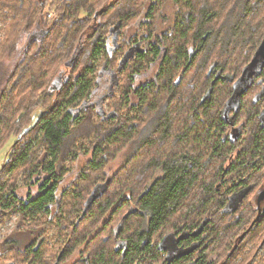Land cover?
<instances>
[{
  "label": "trees",
  "instance_id": "obj_1",
  "mask_svg": "<svg viewBox=\"0 0 264 264\" xmlns=\"http://www.w3.org/2000/svg\"><path fill=\"white\" fill-rule=\"evenodd\" d=\"M46 1L19 0L14 5L17 10L13 14L17 15V11L21 9L18 15L24 18L16 17L15 32L6 34L0 27V32L3 35L0 43L3 41L1 46L4 47L2 52L6 58H11L12 64L10 70L0 65V104L4 100L6 101L2 104L4 113L0 112V148L3 146L2 143L7 140L6 136V140L2 141L5 135L1 134V124L4 123L2 121H5L4 116H8L7 129L10 131L9 134L14 136L10 148L12 155L7 157L10 158V166L25 167V163L27 165L29 161L32 171H30L28 179L32 180L33 177L45 175L40 180L35 179L29 182L30 185L36 186L37 194L31 197V191L28 188L27 196L21 202L16 196L14 187H9V194L1 193L4 197H0V219L2 216L17 212L19 218L16 223V231L23 228L29 230L33 235L32 240L23 248L16 247V240L12 237L0 242L1 248L6 249L5 254H16L20 259H18L19 264H31L42 260V246L46 238V230L54 228L57 232L58 228L63 229L64 227V222L59 216L57 218V214L52 219L46 215L50 204L57 205L55 190L58 180L63 177L62 160L74 152L76 138L89 137L93 132L99 139L92 149L95 156L91 165L95 169L116 157L118 150L115 147L111 148L110 143L116 142L117 139H121V142L116 148L131 151L134 156L141 148L150 147L157 141H160L164 146L171 145L170 150L174 152L170 154L167 153L168 148L159 149V146H154L156 153L143 159L144 164H141L138 169L139 175H152L156 168L161 170V175L141 196L145 183L137 185L140 181L133 176V187H129L126 184L129 177L127 176L125 180L118 169L113 175L107 191L93 202L79 223L76 224V220L81 213L71 221L72 224L68 230V223L66 224L65 227L68 231H66V235L59 234V238L64 242H61L54 264H61L67 259L73 262L71 264H84L85 253L89 254L87 258L89 264H153L161 257L156 243L155 245L150 244L153 233L156 234L158 231L165 233L168 230L178 231L181 228L191 230L205 217L210 218V223L205 227L206 230L214 231L215 229L209 228V225H213L219 217H226V214L229 213L224 205L230 192L226 184L235 175L236 178L232 182L241 180L242 170L245 171L255 164L257 166L260 161H257L255 157L259 156L260 158L264 155V149L258 141L259 131L254 132L253 142L232 161H229V152L232 147L223 133V121L219 116L223 96L219 97L217 93L220 86L224 88L225 86L222 83L216 84L208 99H204L202 103L199 102V99L201 92L209 84L212 73L210 67L217 62L225 71L229 68L228 61L222 62L223 58L219 61L214 58L213 61L212 56L216 53L217 46L223 51V54L218 52V55H228L233 42L232 37L240 34L241 24L245 19L244 15L253 13V7L258 0H235L233 5L228 8L226 17H223V24L217 27L213 26L211 21L217 13L222 11L213 9L209 1V4L204 3L200 7L190 3L189 6L181 7L178 3L175 5L177 11L174 12L175 19L171 32L173 37L171 36L169 40L168 31H166L158 33L152 38L150 29L142 37V40L146 41L144 46H140L142 50H136L134 53H138L132 54L129 61L124 63H121V60L118 61L116 67L113 66L112 60L114 53L109 54L110 44L105 47L99 42L100 36H102L106 25L107 29L113 26L112 28L120 30L121 23L129 17L130 11L135 7L136 3L133 0H107L98 5L96 4L101 0L97 2L95 0H51V3L56 7L53 11L56 16L50 18L51 20L46 18L47 11L46 13L41 11ZM147 9L151 11L152 6H148ZM6 11L4 15L8 13ZM79 11L83 12V15L77 17ZM64 21L69 22L70 31L75 26L82 27V29L72 38L70 33L67 34V31L61 35V40L59 38L54 46L56 47L55 52L54 48L51 49L52 52L49 55H52V58L50 63L47 62L46 69L41 71L42 64L40 63L38 69L33 70L32 79L36 81L32 83V80L29 81V76H27L31 66L39 62V58H44L41 51L47 35L51 34L52 30ZM71 23L73 24L71 25ZM151 23L153 22L151 21ZM46 24L49 25L48 30ZM23 25L28 29L34 27L40 30L41 35L37 41L28 43L26 58L19 62L14 54ZM123 39L126 40V37ZM190 45L196 48V52L189 59ZM86 46L93 48L91 54H95V57L103 49L108 55L105 65H100L97 73L104 67L116 72H125L132 63L131 68L127 69L123 84L116 85L117 88L120 87V93L114 94L113 92L109 95L112 97V104L110 109L102 114V116L107 115L105 120L108 126L105 129H101L100 122L94 119L92 108L86 110L85 113L82 112L75 119H72L68 112L72 105H81L87 97L89 89L93 86L90 74H87V72H91L93 66L85 67L83 63L77 64V60L84 53ZM127 46L129 49L134 48V41L132 43L129 41ZM117 49L118 47L113 48L112 46L113 52ZM58 57L60 60L57 67L60 63L62 65L57 69L54 68L53 74H50L49 70L57 62ZM157 58L161 63L156 79L152 80L149 86L136 87L133 81L134 75L150 71L152 63ZM185 66L186 68L183 69ZM58 72H67V77L61 79L60 83L51 82ZM178 79L179 81H177ZM30 85L34 86L31 87V90L37 91L38 88H43L44 92L40 96H36L35 93V96L31 98L34 100L33 103L14 104V91L28 89ZM222 87L219 90H222ZM150 90L154 96L147 98ZM109 91L107 90V92ZM136 93L140 98L138 104L134 99ZM118 95H120L119 98ZM155 96L158 98L155 99ZM29 106L44 110L39 120L32 126L29 124L32 120L28 119L27 108ZM120 106L127 108V115L124 116L121 113ZM175 111L179 112L178 114L189 111L181 123L176 124V129H174V120L176 121L175 115L177 114ZM129 113H133L131 117ZM102 116L100 115V118ZM141 117H145L144 120L140 119L141 123H145L142 126L139 124L136 128L133 125V120ZM24 121L26 122L22 124ZM108 121H113V123ZM28 125L30 128H25ZM37 131V135L33 137L32 134ZM123 137L124 139H122ZM33 141H35V145L31 146ZM104 142L109 147L97 155ZM41 147L44 148L42 151L48 157H43L44 153L42 152L43 154L36 158L43 157V159L33 160L32 153ZM108 154L112 158L109 156L104 158V155ZM133 154L129 155L130 159ZM262 160L264 161V156ZM226 163H229V165L227 164L228 169L225 168ZM202 174L204 178H202ZM88 179L85 181L86 184L89 182ZM218 183L221 184L219 188H217ZM113 184L115 189L112 194H108V190ZM90 185L91 182L85 190L83 186L84 191L78 189L74 194L72 192L69 194L68 188L63 189L61 201L63 199L71 200L70 204L68 203L70 208V211L68 209V219H71L72 215L74 217L79 211L82 212L86 195L91 189ZM191 196L193 200L189 202ZM10 199L19 203L9 202ZM130 202L141 209V214L139 221L138 209L129 213L127 218L121 217V231L124 233V237L129 240L124 257L121 259L120 252L105 248L103 245L106 243L103 240H100V244H96L93 249V242L98 240V235L104 232L107 227L112 228L117 214ZM61 203L59 202L58 211L60 208L62 210ZM109 210H111L110 213ZM40 213L46 215L47 220L36 217ZM249 213L251 218L255 216L251 206ZM105 214H107V220L103 223ZM224 219L226 222L229 220L228 218ZM258 222L259 224L254 225L255 229L249 237L251 242H254L259 237V233L264 231V216ZM240 254L242 255V253ZM247 259L248 257L239 263L244 264Z\"/></svg>",
  "mask_w": 264,
  "mask_h": 264
},
{
  "label": "flooded vegetation",
  "instance_id": "obj_2",
  "mask_svg": "<svg viewBox=\"0 0 264 264\" xmlns=\"http://www.w3.org/2000/svg\"><path fill=\"white\" fill-rule=\"evenodd\" d=\"M208 1L210 0H172V4H174L175 6L179 3L181 7H186V5L189 6L190 3L200 7L204 5V3L209 4ZM150 2V4H158L156 0H150ZM215 10H217V8H215ZM41 11L43 12L42 8ZM53 15V12L52 14L49 13L46 16L47 20L50 19L49 16H51L52 19ZM22 18L24 17L22 16ZM48 26L49 25L46 24L47 30L49 29ZM112 27L108 29L107 33H105L104 36L102 35L103 40H105L106 46L110 44L111 51L109 54L113 53V37L118 31L116 28ZM105 29H107V25L105 26ZM172 29L173 22L169 24L167 29L168 39H171ZM250 29L254 30L249 35V38H253V41L245 57H243L242 59H237V57L233 55L232 59L234 62L230 64L228 70L226 71L217 62L210 67L212 73L211 78L209 79L208 87L210 86L211 81L215 78L216 75H218V78L214 82V85L222 83L225 86V93L223 96L222 106L219 109V116L223 121V133L224 135H226L227 140L232 147L231 152H229V161H232L234 157H237L239 153H242V151L253 142L254 132L259 131L260 136L258 138V141L261 147L264 149V25L261 27V24H258L254 29ZM20 32L21 37L20 40L17 41L14 57L19 62H22L26 58L28 43L37 41L41 34L40 30L35 29L34 27L28 29L25 25L21 26ZM135 38L136 34L132 36L134 45L142 42L141 39L137 40ZM139 46H141L140 43ZM128 49L129 48H127L126 52L128 51ZM195 52L196 48H193L190 45L188 49L189 59ZM137 53L138 52L134 54ZM8 59L11 62V58ZM160 63V59L157 58L154 60V63H152L150 71L136 73L133 80L136 87L140 85H151V81H154L156 79V74L159 70ZM153 69H155V73L151 77L150 75L152 74L151 71ZM88 73L91 74V72ZM121 73L122 71L116 72L111 69H106L105 67L101 68V71L98 73L96 80L94 79L91 81L93 86H91V88L89 89L88 95L82 101L81 105L75 104L68 109L71 118L75 119L79 117L82 112L85 113V111L90 110V108L94 110V116L96 114L102 116L104 109L102 108L101 97L103 93L107 92V90L105 89H107L108 85L110 86L118 84L116 75H119ZM224 74H228V77H230L229 80L222 78ZM65 77H67V72H58V74L54 76L51 82L54 81L55 83H60L61 79H65ZM177 81H179V79ZM208 87L203 92H201L199 99L200 103L203 102L201 100ZM108 96L107 99H109L110 97ZM134 96L136 97V103L138 104V100L140 99L139 95L136 93L134 94ZM209 97L210 95L206 99H208ZM106 105L108 106V100ZM43 111L44 110L42 109L41 114L43 113ZM41 114L37 116L35 122L39 120ZM106 117L107 115L102 116L101 120L105 119ZM144 123L145 122L141 123L140 118H136L135 120H133V125L136 126V128H138L139 124L142 126ZM122 139H124V137ZM237 147L238 151L235 152L234 149H236ZM170 149L171 146L170 148L168 147L167 153L171 154L174 151ZM123 151H120L119 154L124 153ZM131 154L133 153L129 152V155ZM129 155H126V160H124V162L121 164V167H119V173L121 171H124L123 173L128 172V169H134L135 166L139 169L140 165L144 164V161L138 162V153L136 154V156H134L133 154L131 159ZM263 156L264 155L260 156V158L259 156L255 157L257 161H260L259 163H257V166H255V164L253 165V167H248L247 170L241 171V175H243L241 180L238 179L234 182L230 180L231 182L229 181L226 184L228 185L227 187H229L228 189L230 192L227 195L228 199L226 200L227 202L224 203V205L229 213L226 214V217H219L217 222L213 225H209V228L213 227V230L215 229L214 231L211 232L209 230H206L205 228L210 223V218L208 217V222L196 235H193L194 230L201 221L191 230L183 228L178 231L168 230L162 235L157 234V238L153 233L151 235L150 244L155 245L156 243V248L161 252V257H159L157 262H153V264H242V262H239L246 257H248V259L244 262V264H262V260L264 261V231L262 233V237L258 242H251L249 240V237L252 235L255 229L254 225H256V223L259 224L258 221L264 216V162H262ZM107 157L108 155H104V158ZM130 160L132 161L129 162ZM107 164L108 163H105V168H103L105 179L96 183H103L107 178H110V183L112 182L113 175L116 174V171L109 174V172L107 171L108 168L106 167ZM228 165L225 168L228 169ZM157 170L160 169L156 168L152 172V175ZM66 172L67 170L65 168H62L63 177L58 180V183L56 185L55 195L57 197V205L50 204L48 206L49 209L47 210L46 215H48V217L51 219L53 218V216H55V214H57L59 202H61V197L63 194V189L70 187V182H68L66 186L62 188V190H59L60 184H62L66 180V177H64V174H66ZM69 174L70 172H67V175ZM155 180L156 178H153L152 180L150 179V182H144L145 187L142 190L140 196L147 192V190ZM219 183L217 184V188H219V186L221 185ZM250 206L255 213V216H252V218L249 215ZM137 211L139 221L141 209H138ZM125 214H123V218L128 217L129 211L125 212ZM245 216L247 217L243 219L242 217ZM224 218H228L229 220L226 222V219ZM121 228L122 222L120 221L114 228H112L109 233L102 236V240L105 243H109V245H112L115 252H120L122 259L125 255V250H127L129 240L124 237L125 235L124 233H122ZM221 228L222 230H220ZM1 249L2 248L0 246V253L5 254L6 249ZM240 253H242V255ZM88 255L89 254L85 253V255L83 256L84 264H89V261L87 260ZM4 264L10 263L5 262Z\"/></svg>",
  "mask_w": 264,
  "mask_h": 264
},
{
  "label": "rangeland",
  "instance_id": "obj_3",
  "mask_svg": "<svg viewBox=\"0 0 264 264\" xmlns=\"http://www.w3.org/2000/svg\"><path fill=\"white\" fill-rule=\"evenodd\" d=\"M18 1L19 0H5V1L0 0V27L3 29L4 33H6V34H13L15 32L14 27L17 26L16 25V22H17L16 17L17 16L21 17L20 15H18L20 13L21 9L17 11V15H16V13L13 14V12H16V10H17L14 8V5L16 3H18ZM28 1L30 2L31 0H28ZM95 1L97 2L98 0H95ZM105 1H107V0H101L96 5H98L100 3L102 4ZM156 1L158 2V4L154 5V4H150L151 3L150 0H133V2L136 3V4H134V6H135L134 9L132 11H130L129 17L121 23L120 30H118L117 33H115V35L113 37V40H114L113 43L115 42V44H112V46H113V48L118 47V49L113 52L114 56H113L112 60H113V66L114 67L117 66L118 61H120L122 59V56L125 54V52L128 48L127 44L129 45V41L132 43V41H133L132 36L133 35L136 34L135 39H137V40L141 39L142 40V37L144 35H146L145 33H148V31L151 29L152 31L150 30V35L152 38H154V36H156L158 33L160 34V33L166 32L169 24L172 22L174 23L173 19H174V12L176 11V7L174 6V4H172V0H156ZM234 1L235 0H210L209 1L210 5L212 6L213 9L217 8L218 11L219 10L222 11L221 13H217V15L212 19L211 24H213V26L217 27L218 25L223 24L224 18L226 17L225 15L228 12L227 10L230 6L233 5ZM258 1L255 3V6L253 7V13L252 14H248L247 16L242 14V15H244L245 19L243 20V22L241 24V32H240V34H237L236 36L232 37L233 42L230 45V50L228 51V55H222V56L218 55V52L223 54V51H221L219 46H217L216 53L212 56L213 61H214V58H215V60H218V61L223 58L222 62L228 61V66H230V64L232 62H234L232 59L233 55L235 57H237V59H242L243 57H245V55L248 53V50H249L251 43L253 41V38H251V37L249 38V35L254 30H251L250 28L254 29L255 26H257L258 24H261V27L264 25V0H258ZM51 2H52L51 0H47L45 2L44 6L42 7V10L44 13H46V11H48L49 13L52 14V12L55 10L56 7ZM217 2H218V4H217ZM148 6H152L151 11H150V9H147ZM5 10H7L6 12H8V13H6V15H4ZM81 15H83V12L79 11L76 16L79 17ZM55 16H56V14L53 15L52 18H54ZM49 18H51V16H49ZM135 21H136V23H135ZM151 21L153 23H151ZM72 24L73 23H71V25ZM154 24H156V25H154ZM18 28H19V26H18ZM74 29H75V31H74ZM81 29H82V27L77 28L75 26L70 31L69 22H67V21L61 22L59 26L55 27L52 30L51 34L47 35V37L43 43V49L41 51V54H43L44 58H39V60H38L39 62H37L36 64H33L31 66L29 72H28L27 76H29V81L32 80V83H34L36 81V80L32 79V76L34 75L33 70L38 69V65L40 63L42 64L41 71H44L46 69L47 64L50 63V59L52 58L51 57L52 55H49L52 52L51 49L54 48L53 51L55 52L56 47H54V46L56 44V41L59 38L61 40V38H62L61 35L65 31H67V34L70 33L71 38H72V37L76 36L78 34V32L81 31ZM107 31H108V29H104V32L102 35L104 36V34L107 33ZM103 36H100L99 42L104 44L106 47V43H105V40H103ZM2 37H3V35L0 32V41H1ZM124 37H126V40L123 39ZM1 43H0V65H2L5 68H9L8 70H10L12 68V64H11L10 60L5 57L6 55L2 52V49L4 47L1 46ZM144 43H146V41L142 40V42H140V45L144 46ZM84 49H85L84 53L81 54V56L78 58L77 64L83 63L85 67L92 65L93 67L91 70L90 77L92 80H94V79L96 80V78L98 76L97 69L100 67V65H105V62H106L105 60L107 59L108 55L106 54V51L103 49L95 57V54H91V52H93V48L86 46ZM59 60H60V58L58 57L57 62L55 64H53L52 68H50V70H49L50 74H53L52 71L54 68L57 69L60 65H62V63H60V65L57 67V65L59 64ZM73 66H75V65H73ZM131 66H132V63H130V65L127 69L131 68ZM77 68H79V67H77ZM127 69L125 72H122L121 74L116 75V79L118 80V83L123 84V81H124L125 76L127 74ZM151 72H152V74L150 76L152 77L155 73V69H153ZM87 74H89V73L87 72ZM31 87H34V86L30 85V86H28V89H24L21 91H19V90L14 91V93H13L14 94V98H13L14 104L19 105L20 102L33 103L34 100H32L31 98L33 96H35L34 94L36 93V96H40V94H42V92H44L43 88H38L37 91H33V90H31ZM220 87H222V86H220ZM220 87L218 88V92H217L219 94V97L224 96V93H225V88L222 87V90H219ZM119 88H117L116 85H110V86L108 85L107 89H105V90H110V91L103 93V95L101 97L102 98V108L104 109V111H108L110 109V105L112 104V100H111L112 97H109V99H107V96L113 94V92H114V94H119L120 93ZM143 94H145V93H143ZM152 96H154V95L152 94V92L150 90L146 97L149 98ZM114 97H116V96L114 95ZM119 97H120V95H118V98ZM157 98H158V96H155V99H157ZM134 99L137 100L136 97H134ZM107 100L109 102L108 106L106 105ZM139 101H140V99L138 100V102ZM5 102L6 101L4 100V102H1V104H0V110H1L0 112H2V113H4V110L2 108V104H4ZM27 110H28V119L30 118V120H32L31 122H29V124L32 126L35 123L37 116L41 114L42 109L39 107L33 108V106H29L27 108ZM120 111H121V113H123L124 116L128 114V110L125 106H120ZM175 112H177V111H175ZM187 112H189V111H184L183 113H180V114H178L179 112H177V114L175 115L176 121L174 120V129H176L175 128L176 124L181 123V120L183 119V117L185 115H187ZM132 114L133 113H129V116L131 117ZM4 118H5V121H2L4 123L1 124L2 125L1 134L5 135L4 138L2 139V141L6 140V139L7 140L4 143H2L3 146L0 148V188H2L0 190V197H4L1 194L2 192H4L5 194H9V191H10L9 187L10 188L14 187L13 189L15 190L16 196H17L18 200L21 202L22 199L24 200L26 198L28 188H30L31 197L35 196L37 194L36 186L30 185L29 182H32L35 179L40 180L41 177H45V175H39V177H33L32 180L28 179L29 175H30V171H32V169L30 167L32 165H31V163H29V161H28L27 165L25 163V167L15 168L14 165L10 166V158H7V157H9L10 154L12 155V151L10 150V148H11V143H12V139L14 138V136H12L13 134H9L10 131L7 129L6 123L9 122V117L4 116ZM94 119L96 121L100 122L101 129H105L108 126L105 119L101 120L100 115L96 114L94 116ZM140 119L144 120L145 117L144 118L141 117ZM26 121L22 122V124H24ZM108 122L113 123V121H108ZM114 122H116V121H114ZM172 123H173V120H172ZM30 125H28L25 128H30ZM19 127H20V125H19ZM37 133H38V131L34 132L32 134V136L35 137L37 135ZM6 136H7V138H6ZM154 138H156V137H154ZM98 141H99V139L96 138L95 132H93L89 137H78L75 139L74 152L62 160V167L65 168L67 170V172H70V174L67 175V172H66V174H64V177H66V180L62 184H60L59 190H62V188L65 187L68 182H70V187L68 188V192H69V194H70V192H72L74 194V192L78 191V189L79 190L81 189V191H84L86 186L90 182H91L90 187L92 189V187L96 184V182L102 181L105 179V176H104L105 173L103 172V170H104L103 168H105L104 167L105 162L103 163L102 167L100 166L99 168H96V169L93 168L91 165L92 160L95 156L92 152V149H93V146ZM120 142H121V139H117L116 142L114 141V143H110L111 148L115 147V149L118 150L117 151L118 153H117L116 157L114 159H112V161H109L108 164L106 165V167L108 168L107 171L109 172V174L113 173L114 171H117L119 169V167H121V164L124 162V160H126V158H125L126 155H129V152H131V151H127L124 148H122V149L116 148L120 144ZM32 145L33 146L35 145V141L32 142L31 146ZM154 146H159V149H163V148L167 149L168 147L170 148L171 145L164 146V145H161L160 141L159 142L157 141L156 143H153L150 147L141 148L140 150L137 151V153L139 155L138 162H142L143 159H145V157H149L151 155H154L156 153V152H154L155 151ZM107 147H109V145L106 144V142H104L102 144V147L99 148L97 155H99V152L101 153L102 150L106 151ZM42 150H44V148H42V147L35 149L34 153H32L33 154L32 155L33 160L36 159L37 161H39V159H43L44 156H46V158L48 157V155H46ZM120 151H123L124 153L119 154ZM234 151L235 152L238 151V147L236 149H234ZM41 154H43V157L37 159L36 157L41 156ZM108 156L111 157L109 154H108ZM36 160H35V162H36ZM227 164L228 163H226V166H227ZM263 165H264V163H263ZM26 166L28 167L27 169H26ZM86 170H87V173H86ZM123 172L120 175H122L125 180L127 179V176L129 177L128 181L126 182V184L129 187H133V183H132L133 176L135 179H139L140 182H138V184H137V185H139V183L143 184L144 182L145 183L150 182V179L152 180L153 178H157L158 176L161 175L160 170H157L155 173H153V175H151V174L148 176H143L144 174L139 175L138 168L136 166L134 167V169H132V168L128 169V172H125V173H123ZM87 178H89L88 179L89 182L86 184L85 181L87 180ZM202 178H204L203 174H202ZM234 178H236V175L232 177L231 181H233ZM83 186H84V190H83ZM114 189H115V185L113 184L109 188L108 194L109 193L112 194ZM126 195H128V194H126ZM86 196H88V194ZM191 200H193L192 196H191L189 202H191ZM10 201L12 203H19V202L14 201L13 199H10L9 202ZM61 202H62L61 203L62 210L60 208V211L57 212V218H58V216H59V218H61V220L64 222V225H63L64 227H63V229L58 228L60 231L57 229V232L54 228H48L46 230V234H45L46 238H45L44 244L42 246L43 247L42 257L43 258H42V260H38V261L33 262L31 264H54V262L56 261L55 256L58 252V249L61 246V242H64V240L61 241V239L59 238V234H62V236L66 235L68 232L67 230L70 228V225L72 224L71 221H73L74 218L81 213V211H79L77 214L74 215V217L72 215V218L68 219L67 218L68 209L70 211V208L68 207V203L70 204L71 200L70 199H68V200L63 199ZM137 208L138 207H136L133 202H130L129 204H127L126 208L123 207L121 212L117 214L114 222L112 223V228H114L120 222L121 217L123 216V215H121L122 213L125 214V212H127V211H129V213H131V212L133 213L135 210H137ZM110 212H111V210H109V213ZM36 217H40L43 220H47L46 215H44V214L42 215L41 213L37 214ZM18 218H19V213H17V212H12L10 215H5V216L1 217V219H0V242H4L6 240V238L12 237L16 240L15 246L19 247V248H23V247H25V245H27L32 240L33 235L29 230H25L23 228L21 230L16 231L17 230L16 223L18 222ZM106 220H107V214H105V216H104L103 223ZM66 224H67V230L65 227ZM112 228L107 227L106 230H104V232H101L98 235V240L93 242V245H92L93 249H94V247H96V244H100V240H102V236L109 233L112 230ZM262 233L263 232L259 233V237H257L255 240L256 242H258L259 239L262 237ZM157 234L162 235L163 233L162 232L160 233V231L156 232V234H155L156 238H157ZM103 246H105V248L108 247V248L113 249V246L109 245V243H106V245H103ZM4 249L5 248H2L1 250H4ZM18 259H19V257L17 258L16 254H8L7 255L4 253H0V264H4L5 262L10 263V264H19L20 259L19 260ZM71 263H73V262L71 260L67 259V260H64L61 264H71ZM262 263H263V260H262Z\"/></svg>",
  "mask_w": 264,
  "mask_h": 264
},
{
  "label": "water",
  "instance_id": "obj_4",
  "mask_svg": "<svg viewBox=\"0 0 264 264\" xmlns=\"http://www.w3.org/2000/svg\"><path fill=\"white\" fill-rule=\"evenodd\" d=\"M136 50H138V51L142 50L140 48V46H139V43L137 45L135 44L134 48L128 49V51L122 57L121 63H124L125 61H127L131 57V55L134 54V52ZM189 62H190V60H189ZM185 68H186V66L183 69H185ZM217 78H218V75H216L215 78L211 81V84L208 87V89H207L206 93L204 94V96L202 97L201 101H203L204 99H206L210 95V93H211V91L213 89L214 82L216 81ZM222 78L229 80L230 77H228V74H224L222 76ZM109 183H110V178H107L103 183H96L93 186L92 190L90 191V193L88 194V196L86 197V199H85V201L83 203L82 212H81L79 218L76 220V224H78L80 219L86 214V212L88 211L90 206L93 204V202L107 191ZM263 195H264V191H263ZM208 220H209V218L205 217L200 222V224L196 227V229L194 230L193 235L198 234L203 229L204 225L208 222Z\"/></svg>",
  "mask_w": 264,
  "mask_h": 264
},
{
  "label": "bare ground",
  "instance_id": "obj_5",
  "mask_svg": "<svg viewBox=\"0 0 264 264\" xmlns=\"http://www.w3.org/2000/svg\"><path fill=\"white\" fill-rule=\"evenodd\" d=\"M262 264H264V261H263V263Z\"/></svg>",
  "mask_w": 264,
  "mask_h": 264
},
{
  "label": "built area",
  "instance_id": "obj_6",
  "mask_svg": "<svg viewBox=\"0 0 264 264\" xmlns=\"http://www.w3.org/2000/svg\"><path fill=\"white\" fill-rule=\"evenodd\" d=\"M135 264H137V263H135Z\"/></svg>",
  "mask_w": 264,
  "mask_h": 264
}]
</instances>
